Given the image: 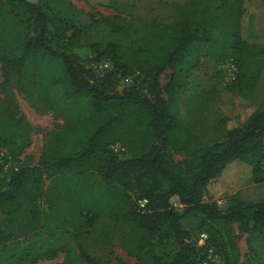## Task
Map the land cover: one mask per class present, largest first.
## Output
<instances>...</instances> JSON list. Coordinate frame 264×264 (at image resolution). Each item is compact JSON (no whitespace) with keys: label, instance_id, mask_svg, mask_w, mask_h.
Instances as JSON below:
<instances>
[{"label":"trees","instance_id":"1","mask_svg":"<svg viewBox=\"0 0 264 264\" xmlns=\"http://www.w3.org/2000/svg\"><path fill=\"white\" fill-rule=\"evenodd\" d=\"M171 10L180 18L173 24L91 20L89 28L103 25L107 38L83 43L80 13L70 1L0 0V148L20 154L30 143L15 93L36 94L68 120L61 146L46 151L39 167L24 164L7 178L0 167V264H39L60 255V264H101L81 252L73 228L111 217V204L129 194L138 207L128 214L132 227L148 241L156 237L174 247L169 258L152 256V264H198L208 250L222 264H239L233 226L249 237L264 234V202L242 200L226 179L243 163L253 183L263 180L264 97L214 143L192 136L176 109L184 74L202 58L231 59V88L254 92L264 49L243 39L230 3L199 0ZM105 64L96 76L92 67ZM166 70L171 75L162 88ZM133 75L127 91L114 92ZM116 143L129 144L131 156L119 160L110 149ZM171 149L183 152L184 161L176 163ZM43 176L67 181L55 203L46 199ZM215 192L225 197L223 210L207 198ZM38 200L47 203V214L37 209Z\"/></svg>","mask_w":264,"mask_h":264},{"label":"rangeland","instance_id":"2","mask_svg":"<svg viewBox=\"0 0 264 264\" xmlns=\"http://www.w3.org/2000/svg\"><path fill=\"white\" fill-rule=\"evenodd\" d=\"M68 1L80 13L76 27L81 32L80 42L84 43L107 38L103 25L89 28L91 20L102 24L105 19L114 18L127 21L155 20L160 24H173L180 18L171 10L172 4L190 6L199 0ZM221 1L235 7V12L229 16L240 24L243 39L264 49V0H210V4L217 5ZM232 64V60L228 58L222 62L202 58L199 66L184 74L181 80L182 88L176 109L187 131L198 140L207 143L220 141L225 128L228 125L242 124L264 97V69L256 90L252 93H241L230 86L234 76ZM92 70L96 76H100L104 69L101 66H93ZM170 75L171 70H166L161 76L162 88L167 84ZM133 79L134 75L121 79L114 92L122 94L127 91L132 86ZM143 94L148 97L145 92ZM15 100L21 117L29 127L30 143L20 154L11 152V147L0 148L3 178H7L8 174L24 164L39 167L46 151L49 153L55 145L61 146L60 138L68 123L65 113L55 107L46 109L36 94L15 93ZM128 145L116 143L110 149L119 160H124L131 156ZM171 154L176 163H181L186 158L183 152L176 149H171ZM250 170V167L243 163H237L228 170L226 179L232 184L231 192L239 194L246 202H264V169L260 183L252 182ZM65 183L67 181L62 179L43 176L42 190L46 199L48 196L55 203L58 195L61 196V193L65 192ZM127 197L125 201L111 204V217L99 219L90 228H78V225L73 228L81 252L97 259L101 264H152L151 258L154 255L169 258L174 252L170 243L156 237L148 241L141 231L132 227L128 214L138 210V207L134 205L133 194ZM207 198L219 209L225 208V197L219 196V193L208 194ZM173 205L181 211L176 201H173ZM36 206L41 213L47 214V203L44 200H38ZM233 234L240 252L239 264H264V234L249 237L237 224L233 226ZM125 249L130 254H127ZM62 260L63 256L60 255L55 260H44L39 264H60Z\"/></svg>","mask_w":264,"mask_h":264},{"label":"built area","instance_id":"3","mask_svg":"<svg viewBox=\"0 0 264 264\" xmlns=\"http://www.w3.org/2000/svg\"><path fill=\"white\" fill-rule=\"evenodd\" d=\"M232 66L234 68V65L233 64H232ZM101 68L102 69H107L108 68V65L105 64V65L101 66ZM235 72H236V70L234 68V73ZM232 80H233V78H232ZM204 240H205V237L204 236H201V238L199 240V245L200 246L203 245ZM198 264H222V262H221L220 258L216 254H214L212 252V250H208L207 251L206 258L203 261L199 262Z\"/></svg>","mask_w":264,"mask_h":264}]
</instances>
